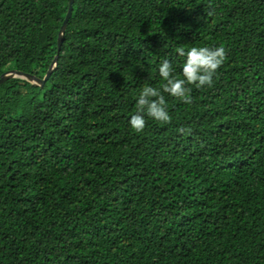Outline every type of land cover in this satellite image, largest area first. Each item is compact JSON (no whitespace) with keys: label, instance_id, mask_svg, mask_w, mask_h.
<instances>
[{"label":"trees","instance_id":"1","mask_svg":"<svg viewBox=\"0 0 264 264\" xmlns=\"http://www.w3.org/2000/svg\"><path fill=\"white\" fill-rule=\"evenodd\" d=\"M68 5L0 0V76L44 78ZM220 45L212 87L131 130L163 59ZM0 264H264V0H74L44 85H0Z\"/></svg>","mask_w":264,"mask_h":264},{"label":"clouds","instance_id":"2","mask_svg":"<svg viewBox=\"0 0 264 264\" xmlns=\"http://www.w3.org/2000/svg\"><path fill=\"white\" fill-rule=\"evenodd\" d=\"M205 12L207 17L215 15L213 11L205 9ZM176 53L185 57L181 72L183 78L175 74L172 62L167 58L160 62L158 73L163 83L159 87H153L146 83L139 91L135 111L129 121L130 128L134 133L144 132L145 117L160 123H171L165 95L167 94L186 105L192 104V87L189 86H194L197 89L212 87L214 78H217L219 69L227 59V51L223 45L191 47L188 51H185L184 47H178ZM177 131L186 135L192 133L190 128H180Z\"/></svg>","mask_w":264,"mask_h":264},{"label":"water","instance_id":"3","mask_svg":"<svg viewBox=\"0 0 264 264\" xmlns=\"http://www.w3.org/2000/svg\"><path fill=\"white\" fill-rule=\"evenodd\" d=\"M73 4H74V0H69V5H68V10L66 13V16L64 18V21L59 29L58 32V39H57V55L53 61V63L51 64L50 68L48 69L46 75L44 76V78L42 80H39L37 78H35L34 76L28 74V73H24L21 71H16V70H10V71H6L5 73H3L0 76V85H2L3 83H5L6 81L10 80V79H15V78H20L23 80H26L28 82H30L31 84L35 85V86H39L42 87L44 85V83L49 79L51 73L53 72L57 60H58V54L60 52L61 46L63 44V36L68 24L69 19L72 16V11H73Z\"/></svg>","mask_w":264,"mask_h":264}]
</instances>
